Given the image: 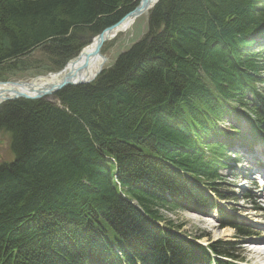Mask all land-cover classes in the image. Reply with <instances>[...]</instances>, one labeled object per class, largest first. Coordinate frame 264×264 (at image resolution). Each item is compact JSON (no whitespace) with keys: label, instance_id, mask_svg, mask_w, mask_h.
I'll return each mask as SVG.
<instances>
[{"label":"trees","instance_id":"16d2710c","mask_svg":"<svg viewBox=\"0 0 264 264\" xmlns=\"http://www.w3.org/2000/svg\"><path fill=\"white\" fill-rule=\"evenodd\" d=\"M137 3L0 0V81L61 70ZM147 29L94 82L0 106L14 155L0 164V264L238 258L233 243L187 240L160 209L222 214L208 193L224 199L233 139L264 142V0H160Z\"/></svg>","mask_w":264,"mask_h":264},{"label":"rangeland","instance_id":"374dc122","mask_svg":"<svg viewBox=\"0 0 264 264\" xmlns=\"http://www.w3.org/2000/svg\"><path fill=\"white\" fill-rule=\"evenodd\" d=\"M149 13L150 12H148V14ZM148 14H144L143 17L139 18L136 23H134L135 25H133L132 30L127 34L118 35L115 39L104 44L101 50L103 56L107 58V63L104 68H110L121 52L127 50L134 42L142 39L143 36L147 34ZM79 37H81V35ZM82 38L86 40L85 37L82 36ZM92 38L93 36H90L87 40V45L92 41ZM41 53V48H39L31 53L29 59L40 60L42 59ZM38 68H41L40 71L44 69L43 66H39ZM45 74L48 73H36L34 71L25 74L15 73L12 74L8 80L25 81L30 80L34 76ZM238 126L241 127L242 131L247 129V126L242 122ZM219 128L230 130L227 125H220ZM237 145H239V143ZM235 151L241 158L242 156L246 159L248 158L247 153H244L243 150L235 149ZM253 151V158L261 160L264 163V145L253 147ZM231 157H234V155H231ZM13 159L14 155L9 147V134L5 131H0V163H9L13 161ZM262 168L264 171V166ZM222 173L224 178L220 187L222 190L221 195L228 199L219 201L221 209H223L224 213H227L223 214V216L229 215L235 219L245 231L247 230V233H250V235L258 232V237H253L260 238L263 241L261 243L264 244V188L261 187L264 183L262 179H260V175L254 174V176L249 178L247 166L242 161L235 167L234 172L223 171ZM247 177L249 179L245 181ZM250 183L251 185H249ZM205 207L206 206L202 205L201 208L198 207V209L202 211L201 215L188 210L190 207L173 211L169 209H160V214L164 217L165 221H171L173 225L180 226L181 229L179 233L181 232L182 235H186L187 238L193 241L204 245H208L215 241L236 243L238 245H236L235 248L246 264H262L260 263L261 260H256L257 262L252 260L251 256L245 251L252 245L250 240L253 237L249 238V236L243 238L240 233L237 234L236 231L230 227L222 228V215L220 216L218 213L212 211L206 212ZM255 213L257 215H255ZM259 214L262 215L261 218H259ZM254 217H256V219ZM261 225L263 226L261 227ZM259 234L262 235L260 236ZM248 241L250 245H248Z\"/></svg>","mask_w":264,"mask_h":264},{"label":"water","instance_id":"95a60500","mask_svg":"<svg viewBox=\"0 0 264 264\" xmlns=\"http://www.w3.org/2000/svg\"><path fill=\"white\" fill-rule=\"evenodd\" d=\"M159 0H138L137 6L128 12L124 17H122L118 22H116L111 27L103 30L95 38V45L93 50L88 53L85 49L81 50L78 56L69 61L62 70L56 73H50L45 76H38L33 78L31 81L38 80H50V83L34 89L32 82H0V86H7L0 90V106L17 100L24 101H38L45 100L48 102H53L56 94L62 89L68 86H79L86 85L94 82V80L106 69L104 64L107 58L101 54L102 46L109 40L114 29L122 28L124 25L132 24L136 19L140 18L144 14H148L151 11L152 4ZM155 6V5H154ZM102 56V64L100 67L92 74L87 71V64L91 57ZM82 63L83 66L78 68V65ZM28 87L29 90H19L17 86Z\"/></svg>","mask_w":264,"mask_h":264},{"label":"bare ground","instance_id":"6f19581e","mask_svg":"<svg viewBox=\"0 0 264 264\" xmlns=\"http://www.w3.org/2000/svg\"><path fill=\"white\" fill-rule=\"evenodd\" d=\"M160 1V0H159ZM159 1H156L152 4V7L154 8V5H156ZM152 8V9H153ZM151 9V10H152ZM143 17V16H141ZM140 17V18H141ZM139 19V18H138ZM133 23L128 25H124L122 28L119 29H114L113 33L111 34L110 38L108 41L115 39L118 35H125L127 34L129 31L132 30L133 27ZM107 29V28H106ZM96 37V36H95ZM95 45V40L93 39L86 47L85 50L90 53ZM105 57V56H104ZM102 56H95V57H91L90 61L87 64V71L90 73V75H92L102 64ZM107 62H105L106 64ZM104 64V66H105ZM83 66L82 63H80L78 65V68H81ZM32 82V81H31ZM50 83V80H45V82H43V80H38V81H34L32 82V84L34 85V89H38L40 87H43L44 85ZM3 88H7V86H0V90H2ZM16 88H20L19 90H29L28 87H24V86H17ZM207 215V214H206ZM256 218V217H254ZM255 235V237L258 235V232L253 234L251 237H253ZM249 237V238H251ZM253 237L250 242L252 245H250L249 241H248V245L249 248L246 249L245 251L247 252V254H249L251 256L252 260H261L263 262L260 261V263L264 264V244H262L261 242H263L260 238H255ZM257 262V261H256ZM256 264V263H255Z\"/></svg>","mask_w":264,"mask_h":264}]
</instances>
